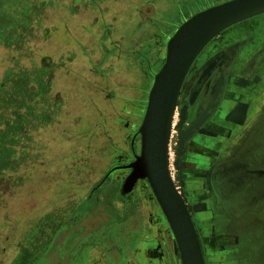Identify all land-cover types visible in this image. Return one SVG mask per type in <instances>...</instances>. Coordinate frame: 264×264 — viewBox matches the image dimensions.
Returning <instances> with one entry per match:
<instances>
[{
  "label": "rangeland",
  "instance_id": "1",
  "mask_svg": "<svg viewBox=\"0 0 264 264\" xmlns=\"http://www.w3.org/2000/svg\"><path fill=\"white\" fill-rule=\"evenodd\" d=\"M130 1L0 0V264H127L130 233L156 226L148 180L135 185L147 180L148 191L125 199L131 168L113 167L140 154L131 135L167 40L201 7L181 0L159 30L137 38ZM156 8L145 1L137 20H153ZM179 107L178 98L169 166L184 195ZM243 195L233 203L230 264H264V199ZM192 207L193 218L201 209Z\"/></svg>",
  "mask_w": 264,
  "mask_h": 264
},
{
  "label": "flooded vegetation",
  "instance_id": "2",
  "mask_svg": "<svg viewBox=\"0 0 264 264\" xmlns=\"http://www.w3.org/2000/svg\"><path fill=\"white\" fill-rule=\"evenodd\" d=\"M179 101L175 163L183 167L177 171L180 194L190 212L192 206L201 209L193 220L206 264H230L238 248L231 244L233 203L240 193L252 202L264 199V15L225 30L205 47L187 74ZM138 130L131 135L133 155L140 152ZM130 162L114 165L113 171H128ZM147 184L139 182L125 199H136L137 187L148 191ZM148 207L156 226L130 233L127 238L136 248L127 264H182L157 199Z\"/></svg>",
  "mask_w": 264,
  "mask_h": 264
},
{
  "label": "water",
  "instance_id": "3",
  "mask_svg": "<svg viewBox=\"0 0 264 264\" xmlns=\"http://www.w3.org/2000/svg\"><path fill=\"white\" fill-rule=\"evenodd\" d=\"M264 13V0H227L187 18L169 37L161 68L154 74L143 121L141 152L123 185L134 189L147 179L171 227L182 264H206L191 212L173 180L169 142L180 91L192 65L205 47L232 25ZM81 229H78L80 231Z\"/></svg>",
  "mask_w": 264,
  "mask_h": 264
},
{
  "label": "crops",
  "instance_id": "4",
  "mask_svg": "<svg viewBox=\"0 0 264 264\" xmlns=\"http://www.w3.org/2000/svg\"><path fill=\"white\" fill-rule=\"evenodd\" d=\"M145 1L146 2H151L152 4H154L157 7L156 9H157L158 14H156V16L155 15L153 16V20L147 21V23H141L140 22L141 16H140L139 20H137L136 15L138 13H140V6H142L143 3L145 4ZM179 1H181V0H131L130 1V4H129V7L132 9V11H134V16L132 15L128 19H130L129 21H131L132 24L135 26L136 31L138 30V32L136 33L137 34V38H139V34H140V32L142 33V31H146V30L153 29L152 31L153 32H156L157 28L159 30L160 28H159V26H157V23L161 20V18H163L164 15L167 14V11H171L172 10V6H175L174 4H176V6L180 5V3H178ZM225 1H227V0H184L185 4L186 3H189V2H194L195 4H198V6L201 7L200 9H198L196 11L194 9L193 14H195L196 12H199V11L205 9V8H208L210 6H213V5H216V4L225 2ZM125 6H128V5L125 4ZM164 13H166V14H164ZM193 14H191V15H193ZM262 15H264V13L259 14V15H256V16L251 17V18H248L246 20L254 19V18L260 17ZM190 16H188L187 18H189ZM187 18H185V20ZM185 20H183V22ZM246 20H243L241 22H238V23L232 25L231 27L236 26V25H238V24H240V23H242V22H244ZM182 23H180V25ZM163 26L165 27V24ZM124 27H125V25H124ZM231 27H229V28H231ZM229 28H227L226 30H228ZM124 29H126V28H124ZM158 35H159V32H158ZM141 53L144 54L143 51H141Z\"/></svg>",
  "mask_w": 264,
  "mask_h": 264
}]
</instances>
